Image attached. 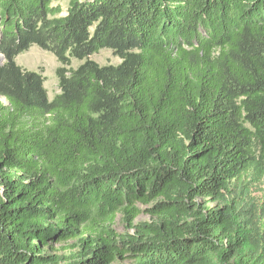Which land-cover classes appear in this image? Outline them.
I'll use <instances>...</instances> for the list:
<instances>
[{
  "label": "trees",
  "instance_id": "16d2710c",
  "mask_svg": "<svg viewBox=\"0 0 264 264\" xmlns=\"http://www.w3.org/2000/svg\"><path fill=\"white\" fill-rule=\"evenodd\" d=\"M62 12L0 0V264H264V0Z\"/></svg>",
  "mask_w": 264,
  "mask_h": 264
},
{
  "label": "rangeland",
  "instance_id": "374dc122",
  "mask_svg": "<svg viewBox=\"0 0 264 264\" xmlns=\"http://www.w3.org/2000/svg\"><path fill=\"white\" fill-rule=\"evenodd\" d=\"M68 2L69 0H52L53 5H59L62 8L63 10L62 14L65 13ZM90 59L94 60L100 65H105V64L116 65L120 62V59L115 55H113L112 51L109 49L99 50L98 52L92 54L90 56ZM15 61L17 62V64L21 65L23 68L27 70L42 72V74L45 76L44 86L47 90L48 97L50 99L54 96V94L58 92L55 69L59 66V63L52 53L45 51L36 45H32L28 50L20 53L15 58ZM80 63L81 61L72 60L70 66L74 68ZM4 102H5L4 98L0 97V103H4ZM145 218L146 216L141 215L138 216L136 220H142ZM115 228L117 231L124 230L119 216L116 218ZM128 263L129 262L127 260L122 262V264H128Z\"/></svg>",
  "mask_w": 264,
  "mask_h": 264
},
{
  "label": "water",
  "instance_id": "95a60500",
  "mask_svg": "<svg viewBox=\"0 0 264 264\" xmlns=\"http://www.w3.org/2000/svg\"><path fill=\"white\" fill-rule=\"evenodd\" d=\"M2 61H3V57H2V55L0 54V64L2 63Z\"/></svg>",
  "mask_w": 264,
  "mask_h": 264
}]
</instances>
